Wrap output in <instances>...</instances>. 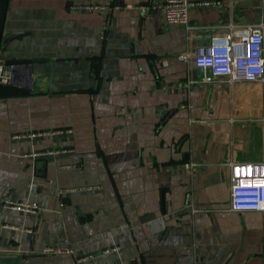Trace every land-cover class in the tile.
<instances>
[{
  "label": "crops",
  "instance_id": "0c3cea01",
  "mask_svg": "<svg viewBox=\"0 0 264 264\" xmlns=\"http://www.w3.org/2000/svg\"><path fill=\"white\" fill-rule=\"evenodd\" d=\"M161 1L0 0V60L20 64L0 82V257L264 264V210L231 209L229 180L231 160L263 158L264 92L195 56L258 22L264 0L192 5L190 28ZM91 2L119 6H71ZM64 240L74 254L44 249Z\"/></svg>",
  "mask_w": 264,
  "mask_h": 264
},
{
  "label": "built area",
  "instance_id": "2783aa9c",
  "mask_svg": "<svg viewBox=\"0 0 264 264\" xmlns=\"http://www.w3.org/2000/svg\"><path fill=\"white\" fill-rule=\"evenodd\" d=\"M220 0H162L160 6L163 10L165 21L168 23H180L190 28L188 12L192 5L209 6L219 4ZM75 8H90L105 10L109 12L113 7H118V3L91 2L72 4ZM237 24H230L229 30L220 36H214L207 45V50H200L195 53L196 57L207 60L210 70L208 76L223 75L229 80H253L259 81L264 92V17L258 22H251L243 25L244 31L237 35L234 27ZM9 64L0 60V82L9 83L11 80ZM264 121V118H263ZM71 128H56L54 130L22 132L14 134V137L39 136L47 133L63 134L70 133ZM52 151V150H50ZM185 166L190 167L194 162H185ZM230 166V208L233 210H264V155L259 161H234L229 162ZM35 184H32L31 192H34ZM3 203L8 207L23 211H38V206L27 200H13L8 197L3 198ZM12 228H19L17 225L6 224ZM31 231L30 227L23 228ZM112 248H105L103 252ZM45 250L66 251L75 253V250L68 246L66 240L62 245L48 246ZM93 254H78V262L85 260Z\"/></svg>",
  "mask_w": 264,
  "mask_h": 264
},
{
  "label": "water",
  "instance_id": "95a60500",
  "mask_svg": "<svg viewBox=\"0 0 264 264\" xmlns=\"http://www.w3.org/2000/svg\"><path fill=\"white\" fill-rule=\"evenodd\" d=\"M20 64H15L14 66L11 67V71ZM15 258L13 256H3L0 257V264H14Z\"/></svg>",
  "mask_w": 264,
  "mask_h": 264
}]
</instances>
